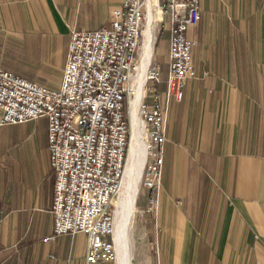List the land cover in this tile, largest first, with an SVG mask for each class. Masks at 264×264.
Returning <instances> with one entry per match:
<instances>
[{"label":"crops","instance_id":"crops-1","mask_svg":"<svg viewBox=\"0 0 264 264\" xmlns=\"http://www.w3.org/2000/svg\"><path fill=\"white\" fill-rule=\"evenodd\" d=\"M118 1L0 0V66L56 88L71 29H88L91 20L107 25ZM198 9L187 31L195 74L166 104L162 168L175 147L189 150L202 189L196 210L204 215L197 230L174 224L170 234L174 245L187 246L178 261L264 264V0H199ZM21 50L31 64L13 62ZM46 134L43 117L0 124V264H85L82 232L44 240L54 187ZM161 180L165 203L168 168ZM198 244L206 245L202 252Z\"/></svg>","mask_w":264,"mask_h":264},{"label":"built area","instance_id":"built-area-1","mask_svg":"<svg viewBox=\"0 0 264 264\" xmlns=\"http://www.w3.org/2000/svg\"><path fill=\"white\" fill-rule=\"evenodd\" d=\"M199 0H119L109 8L107 26L71 29L66 58L56 88L11 73L0 66V124L43 117L49 165L54 172L50 213L52 232L44 238L77 232L85 235V264L115 260L111 197L119 190L130 131V101L146 42L149 49L135 107L145 145L140 183L149 209L159 203L165 107L179 100L186 80L195 74L194 39L186 29L199 18ZM167 24V63L163 91L161 68L153 51Z\"/></svg>","mask_w":264,"mask_h":264},{"label":"rangeland","instance_id":"rangeland-1","mask_svg":"<svg viewBox=\"0 0 264 264\" xmlns=\"http://www.w3.org/2000/svg\"><path fill=\"white\" fill-rule=\"evenodd\" d=\"M100 22V23H99ZM91 20L88 22V29H94L97 23L101 24V21ZM164 28L157 37L156 43L154 45L155 53V63L161 68L159 75V83L154 84L148 81V89L145 91L146 99L148 100L151 96V90L156 87L158 90L163 91L164 89V77L166 74V63H167V24L164 23ZM108 25V24H107ZM105 25V26H107ZM81 30V29H78ZM186 29L185 37H189ZM13 62L19 66H26L31 64L32 58L27 55L24 51H18L12 57ZM138 116V113H137ZM130 119V114H129ZM139 119V118H138ZM131 126V122H130ZM132 129V126H131ZM130 133V131H129ZM131 136V135H130ZM129 139V136H128ZM143 140V136H142ZM128 141V140H127ZM144 142V140H143ZM129 143V141H128ZM128 146L125 151L127 152ZM188 153L187 158L183 155ZM172 160L168 168L169 181H167V186L164 187L165 194L171 196V199L167 202H160L159 199L158 206L156 210L149 209V198L146 189L142 187L140 183V177L137 181L138 185V195L135 199L133 214L130 217V221L127 224V229L123 237V245L125 249V254L127 255L131 264H189L183 259L178 261L179 256L183 258L185 255L186 245H174L175 239H172L170 233H172V227L174 224L193 225L194 229H198L197 223L199 222L200 216L204 213L197 211L198 204L200 203L202 196L199 184V168L197 164L191 159V153L186 150L184 153L182 148L175 147L172 150ZM129 155V154H128ZM127 155L125 156L126 160ZM124 160V163H125ZM124 166V164H123ZM164 165H162L163 167ZM161 167V168H162ZM142 168V167H141ZM166 168H162L161 178H160V191L162 194V177L166 175ZM164 169V170H163ZM123 170V168H122ZM126 170V169H125ZM142 172V171H141ZM123 173V172H122ZM125 174V171H124ZM123 174V177H124ZM141 176V174H140ZM182 193V194H181ZM160 195V192H159ZM179 195L183 197L179 198ZM186 197L191 208V212L184 211L186 207L183 199ZM113 204L111 205V210L115 211L117 198L116 195L113 197ZM180 200V203H179ZM181 219V220H180ZM205 222V221H204ZM178 232H181L178 229ZM83 239L77 238L73 241L74 247L82 246ZM208 245V244H207ZM211 245V244H210ZM204 244L195 245L197 252H202ZM197 247V248H196ZM212 250V249H211ZM115 253V250H114ZM194 264H200L199 259L193 261ZM204 263V261L202 262ZM101 264H116L115 260L107 261Z\"/></svg>","mask_w":264,"mask_h":264},{"label":"bare ground","instance_id":"bare-ground-1","mask_svg":"<svg viewBox=\"0 0 264 264\" xmlns=\"http://www.w3.org/2000/svg\"><path fill=\"white\" fill-rule=\"evenodd\" d=\"M146 42L143 45L142 58L138 65V71L133 79L130 81L136 87V93L130 101V133H129V143L126 152V160L123 166V173L119 180V190L110 199L113 204V197L116 195V209L112 211V242L115 250L116 264H131L127 255L125 254L123 237L127 229V224L130 221V217L133 214L134 202L138 195V185L136 184L140 174L141 167L145 159V145L142 140L143 130L141 126V121L138 119L136 112V101L138 99V93L141 86L142 75L144 71V61L148 55L149 43L147 35L149 32L148 22L144 29ZM131 135V136H130ZM129 154V155H128ZM126 169V170H125ZM125 171V174H124ZM124 174V177H123Z\"/></svg>","mask_w":264,"mask_h":264}]
</instances>
